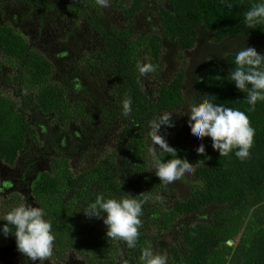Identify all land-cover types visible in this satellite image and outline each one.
Wrapping results in <instances>:
<instances>
[{
	"label": "trees",
	"instance_id": "obj_1",
	"mask_svg": "<svg viewBox=\"0 0 264 264\" xmlns=\"http://www.w3.org/2000/svg\"><path fill=\"white\" fill-rule=\"evenodd\" d=\"M14 1H25L31 8L21 17L40 14L37 20L43 27L56 13L74 22L71 39L83 33L81 26L87 27L85 44L75 42L82 50L91 48L87 57H74L75 65L68 68L55 66L54 58L37 48L12 17ZM152 2L155 10L149 7ZM254 2L227 0L228 7L226 0H109L103 7L97 0H0V54L12 67L8 84L12 96L0 87V160L15 165L26 155L34 178L31 193L53 225L55 263L74 255L85 264H143L141 251L151 246L155 252H167L169 264H264V101L247 113L256 132L251 155L244 160L235 156V150L220 156L211 137L196 139L187 115L204 96L245 112L250 107L247 93L235 87L229 72L235 69V54L241 48L252 46L264 53V25L247 28L243 22ZM113 12L124 22H115L109 16ZM144 14L148 21L139 27ZM189 51H194L189 70L182 66L167 78L165 67L173 59L185 60ZM142 63H152L156 70L142 76L138 70ZM93 67L100 72L96 77ZM94 81L105 86L107 95L95 90ZM150 81L155 84L153 92L148 89ZM77 83L80 93L75 92ZM129 96L132 111L125 115L122 104ZM90 97L102 103L91 108ZM166 112L173 113L174 122L161 127L173 132L168 143L191 164L200 160L195 173L186 177L189 193L174 200L176 181L165 185L159 180L147 151L150 122ZM42 119L47 125L52 120L49 130L72 136L69 151L81 146L82 157L72 166L59 154L43 171L34 170L30 155L38 143L36 124ZM115 121L123 125L119 148L92 159L90 141L95 140L92 147H104L97 137L108 135L107 125ZM77 134L83 140L76 139ZM57 138L53 135L52 142L45 143L58 147ZM201 143L206 156L197 153ZM156 151L160 154L159 148ZM162 158L175 157L165 153ZM129 193L152 197L143 205L134 248L107 238L103 219L83 212L99 194L120 198ZM5 215L0 214V227L6 223ZM195 215L204 216L191 224L182 220ZM3 235L0 232V238ZM230 239L236 243L229 245Z\"/></svg>",
	"mask_w": 264,
	"mask_h": 264
},
{
	"label": "clouds",
	"instance_id": "obj_2",
	"mask_svg": "<svg viewBox=\"0 0 264 264\" xmlns=\"http://www.w3.org/2000/svg\"><path fill=\"white\" fill-rule=\"evenodd\" d=\"M97 3L103 7L109 6V0H97ZM226 6L231 7L227 0ZM243 22L247 28L264 25V0L252 3L244 13ZM234 62L236 67L229 72L230 81L238 90L247 93L245 99L250 105L247 112L216 103L214 97L204 96L201 103L190 106L187 112L188 126L196 139L211 137L212 147L219 151L220 156H228L235 150V156L244 160L251 155L256 132L247 113L255 111L257 102L264 101V53L246 46L236 52ZM138 70L142 76H146L156 68L152 63H142L138 65ZM122 107L125 115L132 111L130 96L123 100ZM172 116L173 113L166 112L150 122L149 136L152 143L158 146L160 154L155 149L149 151L155 174L165 185L193 175L200 163L198 160L191 164L187 158H181L177 149L161 133L162 125L174 126ZM165 153L175 158L163 159ZM197 153L206 156L205 144L199 145ZM150 199L152 197L148 193L135 196L129 193L120 198H105L99 194L83 212L88 217L103 219L107 226V238L125 241L128 247L134 248L140 236L143 205ZM157 199L162 200L163 197L158 196ZM46 215L45 209L39 205L21 203L3 217L6 223L0 227V232L5 236L14 234L17 249L32 262H45L53 254L56 239L52 222ZM140 259L143 264H169L170 261L167 252H155L151 246L142 249Z\"/></svg>",
	"mask_w": 264,
	"mask_h": 264
},
{
	"label": "rangeland",
	"instance_id": "obj_3",
	"mask_svg": "<svg viewBox=\"0 0 264 264\" xmlns=\"http://www.w3.org/2000/svg\"><path fill=\"white\" fill-rule=\"evenodd\" d=\"M149 6V5H148ZM152 10H155V5L152 2L149 6ZM31 8L25 1H14L12 2V6L10 8V12L12 14V17H14L17 21V23H20L23 26V29H26V35L30 41L33 42V44L46 52L48 56L53 57L56 64H59L63 66L64 68H68L70 66L75 65L74 57L76 58H84L87 57V53L91 51V48L84 47L85 49H80L79 46L75 45V42H77L80 45L85 44L87 35L85 33L90 34V30L85 27L81 26V30L83 33H81L77 39H71L72 34L75 26L74 22L68 21L67 18L61 17L59 14H52V18L47 21V24L43 27L38 22V18H40V14H37L35 17L29 18V17H21L20 14L23 12L24 14H29ZM146 14L139 16L140 18V24L139 27H142L146 25L148 19L145 17ZM112 17L115 22L119 21V23H123L124 19L123 17L118 14L117 12H113L109 15ZM23 20V21H22ZM153 22L154 19H152ZM125 23L123 24V26ZM140 32V36H146ZM135 36V35H134ZM136 37V36H135ZM80 41V43H79ZM86 52V53H85ZM185 60L180 59H173L170 61V65L165 67V76L169 78L174 74L176 71L180 70L182 66H186L189 70V65H187V62L192 59L194 56V51H189L188 53L184 54ZM52 58V60H53ZM83 62L81 63V65ZM94 71L95 77L100 72L95 68H90ZM10 75H12V67L5 58L0 54V87H2L1 90L8 91L7 94L12 96V93L9 90L8 84ZM87 75L83 74L81 76V82L87 83L86 78ZM94 85V88L96 91H103L105 86H102L101 84H98L97 81H94L92 83ZM150 85V86H149ZM155 84L153 81H150L148 83V89L149 91H154ZM81 86L80 83H77L75 86V92L80 93ZM74 95H77V94ZM101 93V92H100ZM104 95H107L106 91H103ZM94 96V95H92ZM96 97V96H95ZM87 95L83 96V99H86ZM92 97H90L91 99ZM99 98V97H97ZM100 99V98H99ZM92 101L94 104H90L91 108L95 107V104H99L102 102H99V100H95L92 98ZM53 116H50V119H52ZM53 120V119H52ZM52 120H49V125ZM38 121L36 124V134H37V145L35 148L31 149V157L35 159V166L34 170L36 172L43 171L48 165L50 166V161L54 156L61 155L62 158H65L68 160L69 165H73V161L77 158H81L82 155L81 152V146L77 144V147L69 151L67 149V146L72 142V136L69 138H64L60 132L54 128L49 130V125H47L45 122ZM77 124V123H76ZM82 124V122H81ZM78 124V125H81ZM108 130L110 132L108 135H99L97 137V142L104 143V147L100 144L97 146L92 147V143H94L95 140L90 141V154L92 159H96V156L102 155L104 150H116L120 146V139L122 137V129L123 125L120 122H113L107 125ZM93 127L90 126V131H93ZM161 133L164 135L166 140H169L172 138V130L169 127L161 129ZM53 135H58V147H55L53 144L52 146L50 144H47L45 142H52ZM78 135V134H77ZM78 140H83L82 137L79 135L75 137ZM91 138L95 139V136L91 135ZM147 139V138H146ZM105 148V149H104ZM158 146L154 145L152 141L147 143V151L151 156V153L149 149H157ZM41 149H47L48 152H42ZM52 157L50 153H52ZM52 162V161H51ZM78 162V161H76ZM28 159L26 158V155L22 154L20 158L17 161V165L15 164H7L6 162L0 160V181H1V188H0V214H7L9 211H11L13 208L18 206L21 203H31L34 206H41V202L31 193V185L30 182L34 179L31 176L33 173L29 171L27 168ZM51 168V167H50ZM54 166H52V169ZM55 173V172H53ZM31 177V178H30ZM177 183V184H176ZM176 185H172L173 188H175V191L173 193V197L171 200H174L179 195H187L190 190V184L189 179L185 178L183 180L176 181ZM172 191V190H171ZM165 193V192H163ZM166 196V195H165ZM165 196H163V200L165 199ZM204 215H195L190 217H183L182 220L185 224H191L197 221H200L203 219ZM180 219V218H179ZM178 219V220H179ZM236 241H233V244H235ZM232 244V245H233ZM53 256L49 257L48 260L40 261L37 260L35 262H32L30 258H27L25 255H23L19 250L17 249L16 244V238L14 234H8L7 236L3 235L0 238V264H57L53 260ZM59 264H85L84 261L78 256L70 255L68 260H65L62 263Z\"/></svg>",
	"mask_w": 264,
	"mask_h": 264
},
{
	"label": "water",
	"instance_id": "obj_4",
	"mask_svg": "<svg viewBox=\"0 0 264 264\" xmlns=\"http://www.w3.org/2000/svg\"><path fill=\"white\" fill-rule=\"evenodd\" d=\"M228 244L232 245L233 244V240L232 239L228 240Z\"/></svg>",
	"mask_w": 264,
	"mask_h": 264
}]
</instances>
